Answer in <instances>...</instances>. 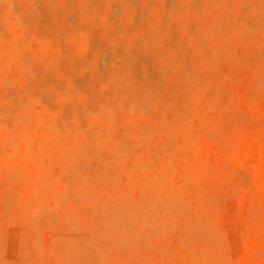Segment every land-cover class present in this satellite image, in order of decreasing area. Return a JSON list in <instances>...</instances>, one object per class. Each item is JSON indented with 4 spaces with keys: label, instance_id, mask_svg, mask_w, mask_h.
<instances>
[{
    "label": "rangeland",
    "instance_id": "obj_1",
    "mask_svg": "<svg viewBox=\"0 0 264 264\" xmlns=\"http://www.w3.org/2000/svg\"><path fill=\"white\" fill-rule=\"evenodd\" d=\"M0 264H264V0H0Z\"/></svg>",
    "mask_w": 264,
    "mask_h": 264
}]
</instances>
